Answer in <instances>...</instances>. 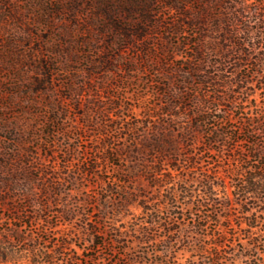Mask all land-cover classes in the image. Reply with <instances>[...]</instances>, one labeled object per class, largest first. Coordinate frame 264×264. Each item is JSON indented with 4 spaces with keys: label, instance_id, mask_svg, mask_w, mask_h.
<instances>
[{
    "label": "rangeland",
    "instance_id": "374dc122",
    "mask_svg": "<svg viewBox=\"0 0 264 264\" xmlns=\"http://www.w3.org/2000/svg\"><path fill=\"white\" fill-rule=\"evenodd\" d=\"M128 1L0 0V178L7 180L5 174L17 172L12 187L29 193L10 200L13 193L4 188L0 191V248L11 253L10 260L0 264H30L26 252L32 242L51 249L62 236H68L71 245L64 260L56 264H206V256L197 249H210L219 241L225 264V237L218 236L225 235L222 187L216 190L218 202L214 205L199 206L194 199L183 202L178 196L174 208L167 206L168 215L161 208V218L168 216L174 222L173 233L169 235L163 226L155 224L149 228L150 238L144 240L143 224L148 217L137 206L139 196L156 198L168 188L179 190L181 183L196 194L203 175L212 173L216 183L225 182V169L235 165L227 159L229 145L221 138L194 150L196 165L191 169L181 153L182 169L173 173L168 185L151 189L145 187V181L128 177L137 161L127 152L155 134V118L150 115L159 106L160 88L155 81L163 75L157 59L150 57L148 62L153 64H147L139 55L141 48L120 40L119 31L100 33L108 27L107 19L102 18L105 3L110 2L106 5L119 12L122 21H115L123 24ZM259 1L255 0L252 8H258ZM250 27L245 38L251 52L244 68L251 72L255 59L264 57V39H258L256 21ZM151 34L147 41L150 46L164 43L161 28ZM112 43L123 54L118 61L105 63L104 58L112 55L107 52ZM261 63L253 78L258 86H248L256 97L264 85ZM206 69L214 71L211 66ZM247 100L245 95L236 94L228 103L224 95L214 112L222 119L202 128L197 141L206 140L207 130L237 129L242 117L254 114ZM9 149L15 150L16 162L8 169L4 163ZM237 149H244V145L238 144ZM115 152L120 156H109ZM248 164L255 166L256 162L250 159ZM170 166L165 160L163 171ZM227 181L228 190L237 183L235 179ZM135 194L134 205L116 217L112 208L126 195ZM258 205L251 214L264 218L263 201ZM62 212L70 213L71 220L61 216ZM105 212L107 218L103 217ZM13 214H21L22 219L13 220ZM214 216L216 221L209 220ZM198 222L204 225L202 230L197 228ZM90 223L99 225L108 244L92 249L85 231ZM236 224L237 220L232 223L234 229ZM111 225L121 234L111 232ZM260 234L258 239L264 242V232ZM170 240L174 242L169 244ZM226 247L227 264H264V248L259 247L258 258L263 262H258L248 256L251 246L241 235L235 242L228 241ZM67 255L72 256V262H67Z\"/></svg>",
    "mask_w": 264,
    "mask_h": 264
},
{
    "label": "trees",
    "instance_id": "16d2710c",
    "mask_svg": "<svg viewBox=\"0 0 264 264\" xmlns=\"http://www.w3.org/2000/svg\"><path fill=\"white\" fill-rule=\"evenodd\" d=\"M254 2L255 0H129L127 19L124 18L123 24L116 23L115 20L122 21V16L112 9L111 4L106 5L110 2L105 3V13L100 15L103 20L107 19L105 22L108 25L102 29L101 34L119 31L120 40L135 44V49L141 48L139 55L145 58L147 64H153L148 62L150 57L157 59L156 63L163 71L160 80L155 81L160 88L159 106L150 115V118H155V134L140 145H134V148L127 152L137 161V165L130 169L128 177L145 181V187L151 189L161 184L168 185L172 182L173 173L182 169L181 153L185 156L187 168L191 169L196 165L194 150L215 144L221 138H225V143L229 145L227 159L235 165L225 169V182L216 183L212 173L203 175L196 194L186 183H181L179 190L168 188L156 198L143 195L138 198V194L134 197L126 195L124 200L112 208L114 214H117L118 218L122 217V210H128L134 205L133 198H138V208L148 217V222L143 224L144 240L150 238L149 228L155 224L163 226L171 235L175 230L174 222H171L168 216L161 218V208L164 209L165 215H168L170 211L167 206L174 208L178 196L183 197L182 201L194 199L199 206L214 205L218 202L215 197L216 190L222 187L225 190V199L222 202L225 208V235L221 233L218 236L225 237V264L229 255L226 243L235 242L240 235L251 246V254L248 256L263 262L262 258H258V254L259 247L264 248V242L259 241L257 234L262 235L264 232V218L251 214V211L259 206V200L264 204V85L260 86L258 97L250 93L248 86H258V82L254 83L253 78L262 64L261 61L264 63V57L255 59L252 64L254 71H246L244 68L249 62L251 52L247 48L249 43L245 36L249 34L252 21L258 23V39H264V1L258 2V8H252ZM157 28L163 30L164 45L150 46L147 41ZM107 52L112 55L104 58L105 63L118 61L123 54L113 43L108 46ZM212 57L214 60H211ZM208 66L214 68L213 72L218 76H213V72L206 69ZM50 76L49 80H46L47 84L50 82ZM68 90L74 92L71 86ZM236 94L247 97L254 114L242 117L239 127L234 131H228L226 127L207 130L206 140L198 142L197 133L202 128L207 129L212 121L222 119L214 112L224 100V95L225 100L231 103ZM250 97L252 99H249ZM227 113L228 110H225V114ZM53 120L54 118H51L52 123ZM225 120H228L227 117ZM238 144L244 145V149H237ZM8 151L10 155L6 158L4 166L9 169L12 162H16V152L13 149ZM120 154L115 152L109 156L117 158ZM250 159L256 162L255 166L248 164ZM165 160L171 165L168 171H163L162 168ZM13 172L12 175L5 174L7 180L0 178V191L4 188L7 192L15 194H12L10 200L27 197V189L23 191L16 185L12 187V180H17V172ZM228 179L237 180L231 190H228ZM248 197L252 198V201H247ZM8 209L11 211L12 208ZM236 211L240 216H237ZM106 214L107 212L103 213V217H106ZM60 215L68 221L72 218L68 212H62ZM217 218L214 216L209 220L216 221ZM12 219L19 221L22 215L13 214ZM236 220L237 229H234L232 223ZM259 224L262 225L261 229L258 228ZM197 228L202 230L204 225L198 222ZM110 230L114 234H121L115 225H111ZM85 231L92 249L109 243H106L105 234L97 223H90ZM70 240L68 236H62L51 249L32 242L26 252L30 264H56L57 260H64L65 252L71 245ZM172 242L174 240L168 243ZM197 252L206 256V264H222L221 241L214 243L210 249L201 246ZM10 256V251L0 248V262L10 260ZM67 257V262H72V256Z\"/></svg>",
    "mask_w": 264,
    "mask_h": 264
}]
</instances>
